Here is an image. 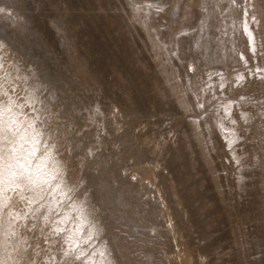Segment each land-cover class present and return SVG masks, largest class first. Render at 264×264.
Masks as SVG:
<instances>
[{"label": "rangeland", "instance_id": "obj_1", "mask_svg": "<svg viewBox=\"0 0 264 264\" xmlns=\"http://www.w3.org/2000/svg\"><path fill=\"white\" fill-rule=\"evenodd\" d=\"M0 264H264V0H0Z\"/></svg>", "mask_w": 264, "mask_h": 264}]
</instances>
